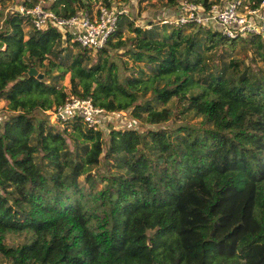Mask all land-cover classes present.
<instances>
[{
  "label": "trees",
  "instance_id": "16d2710c",
  "mask_svg": "<svg viewBox=\"0 0 264 264\" xmlns=\"http://www.w3.org/2000/svg\"><path fill=\"white\" fill-rule=\"evenodd\" d=\"M12 1L0 7L4 261L264 264V67L233 56L237 44H253L264 62L261 32L228 36L195 20L150 17L146 28L117 8L93 59L69 31L35 28L16 6L67 17L111 0ZM165 3L174 9L177 0ZM123 28L133 35L122 37ZM66 71L68 95L56 87ZM69 95L90 97L103 114L126 110L135 125L49 121L44 111Z\"/></svg>",
  "mask_w": 264,
  "mask_h": 264
},
{
  "label": "built area",
  "instance_id": "2783aa9c",
  "mask_svg": "<svg viewBox=\"0 0 264 264\" xmlns=\"http://www.w3.org/2000/svg\"><path fill=\"white\" fill-rule=\"evenodd\" d=\"M20 13H26L35 28L52 25L61 31H69L73 40L89 49L101 47L116 25L115 8L99 4L90 12H78L61 17L53 11L35 4L32 7L16 6ZM122 9H120L121 11ZM190 20L214 27L228 36L245 35L264 30V0L256 6H249L243 0H216L208 7L189 1H182L172 19H162L170 25H180ZM55 110L56 117L81 116L90 125L100 122L102 109L93 104L90 97L70 95Z\"/></svg>",
  "mask_w": 264,
  "mask_h": 264
},
{
  "label": "rangeland",
  "instance_id": "374dc122",
  "mask_svg": "<svg viewBox=\"0 0 264 264\" xmlns=\"http://www.w3.org/2000/svg\"><path fill=\"white\" fill-rule=\"evenodd\" d=\"M48 1V0H45ZM184 1V0H177V5L176 8H170L168 6H166L165 0H140L138 3V9L140 10L139 15L137 16V2L136 0H130L129 2H122V1H117V0H111L110 5H112L115 10L117 8L122 9V11L127 12L129 15L134 16L136 19L135 21H137V23H141L142 25H144V27L148 28V25L145 24L148 21H146L145 18L150 17L151 19H172L178 6L180 5V3ZM14 4V2L12 0H4V4L1 5L0 7H3V9H7L9 7H11ZM100 4V2H97L96 5L92 6V9H95L98 5ZM159 22H161L162 20H157ZM158 25V29L160 24ZM193 28L189 27V26H185V28L183 29L184 32L190 31ZM261 34L264 36V32H261ZM122 37H126L129 35H133L132 32L127 31L125 28H123L122 30ZM72 47V46H71ZM236 50L234 51L236 54H234L233 56L237 58V56L243 55L244 53H247L248 56H246L244 58V63H248L250 65H252L253 63H255L256 65H260L261 67H264V62L262 60H260L256 54L254 53V45L253 44H249L248 46H245V48H242L240 45H236ZM71 50H74V47L71 48ZM96 49L92 48L91 51V55H93V59H95V55H96ZM118 51V49L113 50ZM253 56V58L251 59V57ZM224 59H226V54L223 57ZM128 64H131V61L128 60ZM138 64H140L143 69H145L147 71V67L142 64V62H138ZM56 87L60 88L62 91H64L67 95L70 92V81H69V72L66 71L63 73L62 77L58 79V81L56 82ZM52 93L49 94V97H52ZM70 96V95H69ZM164 105H171L172 107L175 106V102L173 100L168 101L167 103H165ZM158 106H160V104H158ZM53 106H51V108H48L47 110L44 111V113L48 114V119L49 121H53L56 118V114H55V110L52 108ZM9 112L6 108V100L2 97H0V118H2L4 116L5 113ZM177 115H179V113H177ZM65 117V116H64ZM199 119V117H189V121L194 122L197 121ZM137 120V119H136ZM100 126L106 130L105 126L107 122H110L112 124H114L115 126H129V125H133L135 123L134 118H132L130 115L127 114L126 110H119V111H115V112H111L108 114H104L102 115V117L100 118ZM137 123V122H136ZM135 125V124H134ZM67 130L70 129V126L67 125L66 127ZM0 264H8L7 262L4 261V259L0 256Z\"/></svg>",
  "mask_w": 264,
  "mask_h": 264
},
{
  "label": "water",
  "instance_id": "95a60500",
  "mask_svg": "<svg viewBox=\"0 0 264 264\" xmlns=\"http://www.w3.org/2000/svg\"><path fill=\"white\" fill-rule=\"evenodd\" d=\"M27 74H28V75H31V74H36V70H35L33 67H29V68H28V70H27ZM37 76H39V77H40V76H41V74H40V73H38V74H37ZM58 117H59V115H58ZM146 240H147V242H148V238H147Z\"/></svg>",
  "mask_w": 264,
  "mask_h": 264
}]
</instances>
